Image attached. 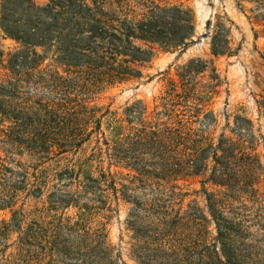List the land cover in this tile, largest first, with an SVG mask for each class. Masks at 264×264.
I'll list each match as a JSON object with an SVG mask.
<instances>
[{"label": "rangeland", "instance_id": "1", "mask_svg": "<svg viewBox=\"0 0 264 264\" xmlns=\"http://www.w3.org/2000/svg\"><path fill=\"white\" fill-rule=\"evenodd\" d=\"M130 1L137 12L152 2ZM154 1L192 11L193 42L182 53H159L138 80L101 85L91 103L99 111L98 133L77 151L41 160L0 143V159L10 170L0 173V264H220L218 258L225 260L203 195L204 189L226 191L207 182L215 165L212 156L203 153L206 166L198 176L174 181L163 172L167 161L152 158L142 146L126 151L129 147L120 145L122 138L139 128L122 121L124 110L141 102L148 114L156 107L159 112L162 98L172 90L188 95L187 115L197 116L183 120L192 122L189 127L206 138L203 147L216 146L224 136L239 140L248 152L246 173L237 159L221 161L230 176L243 180L245 175L248 182L247 193L236 192L225 204L224 217L236 234L224 252L241 264H264V26L253 19L264 18V2ZM215 14L222 17L230 41L228 52L220 57L210 54L205 35L206 22ZM1 45L4 53L17 46L11 39ZM188 66L203 70L186 75ZM237 121H245L247 130L235 129ZM114 148L125 150L122 159L112 155ZM103 175L106 179H101ZM109 175L115 180L116 194ZM88 179L99 181L97 190L83 189L90 184ZM121 185L128 188L124 196ZM58 199L72 202L61 205ZM190 214L204 215L209 223L199 226ZM159 220L176 221L162 231Z\"/></svg>", "mask_w": 264, "mask_h": 264}, {"label": "trees", "instance_id": "2", "mask_svg": "<svg viewBox=\"0 0 264 264\" xmlns=\"http://www.w3.org/2000/svg\"><path fill=\"white\" fill-rule=\"evenodd\" d=\"M144 8L137 12L130 0H0V143L14 151L25 150L41 160L77 151L98 133L99 111L91 103L101 85L138 80L159 53H182L193 42L196 26L191 10L154 0ZM253 19L264 26L263 17ZM205 35L212 56L228 52L230 41L221 16L215 14L206 22ZM4 39L13 40L16 48L4 53ZM261 58L264 63V57ZM201 70L203 67L188 66L184 72L190 75ZM187 101L184 91L172 90L162 98L159 112L156 107L148 114L141 102L127 107L122 121L135 123L139 128L122 138L120 145H127L130 150L126 151L142 146L152 158L167 161L163 172L174 181L198 176L206 166L203 153L211 155L215 165L207 182L226 189L213 193L203 190L217 234L215 242L224 248L225 260L218 261L241 264L235 256L225 253L236 232L225 219L224 209L236 192L247 193L248 182L245 175L243 180L230 176L229 167L221 161L237 159L246 173L251 159L239 140L224 136L216 146L209 143L203 147L206 138L189 127L192 122L183 120L192 116L187 115ZM243 122L237 121L234 128L246 131ZM5 123L6 127H1ZM123 152L114 148L112 155L119 158ZM2 171L10 170L0 159ZM108 177L116 194L115 180ZM88 182L83 189H98L99 181ZM127 191L121 185V195ZM70 200L57 202L67 205ZM136 217L137 213H133ZM189 219L199 226L209 223L204 215L190 214ZM173 221L159 220L158 224L164 231ZM179 222L180 219L174 222L175 230Z\"/></svg>", "mask_w": 264, "mask_h": 264}]
</instances>
